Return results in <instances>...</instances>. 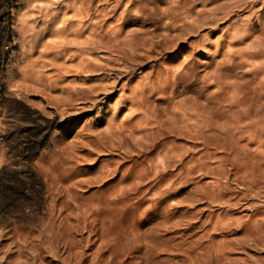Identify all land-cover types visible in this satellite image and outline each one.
<instances>
[{
  "label": "rangeland",
  "instance_id": "rangeland-1",
  "mask_svg": "<svg viewBox=\"0 0 264 264\" xmlns=\"http://www.w3.org/2000/svg\"><path fill=\"white\" fill-rule=\"evenodd\" d=\"M0 264H264V0H0Z\"/></svg>",
  "mask_w": 264,
  "mask_h": 264
}]
</instances>
